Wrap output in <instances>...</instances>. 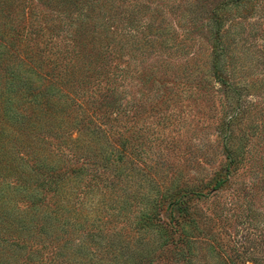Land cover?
Returning a JSON list of instances; mask_svg holds the SVG:
<instances>
[{
    "label": "rangeland",
    "instance_id": "374dc122",
    "mask_svg": "<svg viewBox=\"0 0 264 264\" xmlns=\"http://www.w3.org/2000/svg\"><path fill=\"white\" fill-rule=\"evenodd\" d=\"M107 29L121 50L98 64L91 58ZM0 41L9 70L51 72L56 55L71 58L72 41L93 63L78 88L102 89L95 106L84 104L83 123L105 133L99 151L114 148L120 172L105 192L108 209L98 205L81 231L111 239L113 250L95 251L97 264H160L135 221L180 200L214 218L204 229L227 252L247 251L238 264H264V0H0ZM83 62L70 64L66 84Z\"/></svg>",
    "mask_w": 264,
    "mask_h": 264
},
{
    "label": "trees",
    "instance_id": "16d2710c",
    "mask_svg": "<svg viewBox=\"0 0 264 264\" xmlns=\"http://www.w3.org/2000/svg\"><path fill=\"white\" fill-rule=\"evenodd\" d=\"M210 20L220 40L223 16L215 14ZM115 34L119 35L109 33L92 60L99 64L117 58L121 42L114 40ZM71 46L68 61L58 54L51 62V72L38 74L9 70L5 66L8 46L0 41V264H72L69 259L79 256L84 260L79 264H97L95 251L113 250L111 239L102 242V235L95 232L81 233L100 210L98 205L108 209L105 192L116 184L119 170L112 162L119 155L114 148L100 152V139L107 141L105 133L100 136L98 129L84 126V104L95 106L102 87L91 95L78 88L93 63L83 62L82 43L72 41ZM81 60L84 72L71 87L66 84L70 66ZM138 80L144 84L147 72ZM99 171L110 176L103 178ZM225 181V177L219 179L210 192ZM195 195L203 198L207 194ZM168 206L165 214L156 207L147 213L145 208L135 221L143 234L151 233V253L157 245L156 257L164 259L160 264H238L239 258L249 262L246 250L241 248L233 255L210 229H204L213 224V217L192 212L186 200Z\"/></svg>",
    "mask_w": 264,
    "mask_h": 264
}]
</instances>
